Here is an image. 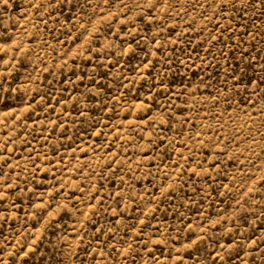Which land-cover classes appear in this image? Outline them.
<instances>
[{"label":"rangeland","instance_id":"rangeland-1","mask_svg":"<svg viewBox=\"0 0 264 264\" xmlns=\"http://www.w3.org/2000/svg\"><path fill=\"white\" fill-rule=\"evenodd\" d=\"M0 264H264V0H0Z\"/></svg>","mask_w":264,"mask_h":264}]
</instances>
